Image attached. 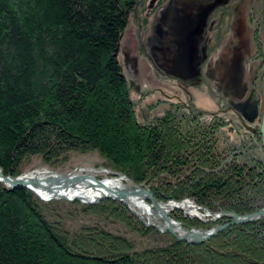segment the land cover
<instances>
[{"label": "trees", "instance_id": "obj_1", "mask_svg": "<svg viewBox=\"0 0 264 264\" xmlns=\"http://www.w3.org/2000/svg\"><path fill=\"white\" fill-rule=\"evenodd\" d=\"M138 0H0V172L18 178L38 161L62 168L96 154L157 202L243 216L264 208V151L236 150L205 126L150 117L131 100L118 57ZM264 73V72H263ZM120 203H45L0 183V264H264V219L183 245L140 224ZM185 229L209 230L181 213ZM101 223V225H100ZM118 225L151 246L138 250Z\"/></svg>", "mask_w": 264, "mask_h": 264}, {"label": "flooded vegetation", "instance_id": "obj_2", "mask_svg": "<svg viewBox=\"0 0 264 264\" xmlns=\"http://www.w3.org/2000/svg\"><path fill=\"white\" fill-rule=\"evenodd\" d=\"M136 14L139 40L130 37L116 55L122 56L121 65L117 61L129 94L138 88L139 96L147 95L137 84L144 67L140 59H146L158 79L157 107H167L157 110L176 126L204 125L219 144L228 133L240 152H262L264 88L258 94L253 89L262 74L251 59L264 57V0H138ZM195 89L202 94L196 99L215 103L213 109L196 108Z\"/></svg>", "mask_w": 264, "mask_h": 264}, {"label": "rangeland", "instance_id": "obj_3", "mask_svg": "<svg viewBox=\"0 0 264 264\" xmlns=\"http://www.w3.org/2000/svg\"><path fill=\"white\" fill-rule=\"evenodd\" d=\"M137 14L134 15L135 18H133V20H131V23L129 24V27L127 29V31L125 32V34L123 35L122 37V40H121V43L119 45V48L122 49L126 46V42L127 40L130 38V37H133V39H135V41H138L139 37L136 33V23L138 22V18L136 16ZM134 20H137L134 22ZM140 21H142V19L140 18ZM150 35H154V31H153V34L152 32L150 33ZM118 51V49L116 50ZM115 55H117V52H115ZM120 57V58H119ZM118 57V61L120 62V65H121V62L123 61L122 59V56L120 55ZM251 64H253L256 69H259L258 71V76L259 74L261 75V77L259 78V80L257 79V81L255 83H257V86L254 85L253 86V89L255 90V92L257 93H261V90H263L264 88V57L261 56V57H257L256 60L254 59H251ZM141 62H144V67L142 66L139 67V69L141 70L140 71V74H139V77L137 78V80L139 81L137 84H140L143 89L144 92H146V96H139L138 93L140 90H138V88H136L135 92L132 91V93L129 94L131 100L139 107H141L143 110L145 111H148L147 108L148 106H151V110L149 111V115L150 117L152 116V114H155L157 113V117H163L165 116V112L164 111H159L157 110L158 106L157 107V91H159V88H155L154 87V84L157 83V78H155V76L152 74V72H150L151 70V65L150 63L146 60V59H140ZM216 62V59L215 58H211L210 59V62ZM260 69H262V71H260ZM153 70V69H152ZM149 74H151V76L149 77L148 81L145 80V77H147ZM128 77V76H127ZM130 77V76H129ZM128 77V78H129ZM132 78V77H130ZM127 83V82H126ZM128 86V84H127ZM168 89L167 87H163V93L164 94H167L169 96H173V93H169L168 92ZM128 90L129 87H128ZM132 90V89H131ZM188 92L190 93V91L188 90ZM150 93H155L153 95H156V97L152 96V97H148L150 95ZM194 93L195 95L193 96L192 98V102L195 101V105H196V108H198L200 111H207L208 109H213L214 108V104L215 103H212V102H209V103H206L204 104V102L202 100H197L196 99V95H199L202 97V94H201V91L195 89L194 90ZM257 93V94H258ZM160 95V94H159ZM204 95V94H203ZM205 96V95H204ZM186 97V96H185ZM184 97V98H185ZM184 98H182L181 100L183 101ZM190 100V98H187ZM186 100V99H185ZM203 102V103H201ZM160 108H167L165 107L164 105H162ZM167 109H165L166 111ZM213 111V110H211ZM210 111V112H211ZM164 113V114H163ZM225 136L229 137L230 139H233L234 142H235V138H233V136H231L230 134L228 133H225L224 134V139H225ZM262 140V139H261ZM262 142V141H261ZM262 150L264 151V147L261 146ZM236 150H239V151H243L242 149H240L238 146L235 147ZM253 155H256V153H253ZM100 163V159L98 158V156H96V154H93V155H88V156H76V155H73L71 156V159L69 161V163H67L64 167L62 168H56V169H53V168H49V167H41L38 163V161H35L34 162V166L30 167L23 176H20V177H30V178H33L35 177L36 175H38V172L39 173H45L47 175V177H43L42 179H46V178H56V177H59V176H67L69 174H73V175H83V176H92L94 177L96 180L98 181H103L105 179H116V178H120V177H123L124 178V184L127 185V187H129L130 189H135L136 185H132L131 183H129V180L124 177V176H121V175H116V174H112V173H109V172H106L104 169L102 168H96V165ZM1 173V172H0ZM50 173H53V174H50ZM49 175V176H48ZM140 186V185H139ZM144 189V188H143ZM145 190V189H144ZM147 191V190H146ZM155 200V199H154ZM58 201H63V200H56L55 202H58ZM186 201V200H184ZM182 201V202H184ZM187 201H190V200H187ZM51 202H54V201H51ZM64 202H67V201H64ZM157 202V201H156ZM45 203H49V202H45ZM67 203H73V202H67ZM80 204H82L81 202H79ZM158 203V202H157ZM160 203V202H159ZM167 203H174V204H177V203H180V202H173V201H168V202H164L161 204H167ZM84 205V204H82ZM99 205V204H98ZM122 205V204H121ZM195 205V204H194ZM195 207L199 210V214H200V217H193V218H198L201 219V220H206L208 218V216L214 218L213 216L215 217H219L221 216V213L219 214H212L210 212H205L206 214H202L200 212V208H198L196 205ZM126 209V208H125ZM127 210V209H126ZM128 211V210H127ZM129 212V211H128ZM130 213V212H129ZM175 214V213H181L183 215H186V213H184V211H182L181 209L180 210H175V211H172L170 212L169 214V219L171 221H173L174 223L180 225L182 227L183 230L185 231H189L188 229H185L183 227V225H181L179 222L177 221H174L172 218H171V215L172 214ZM131 214V213H130ZM132 215V214H131ZM213 215V216H211ZM133 216V215H132ZM188 216V215H187ZM135 217V216H134ZM222 220V219H220ZM218 220V221H220ZM139 221V220H138ZM217 221V222H218ZM140 222V221H139ZM158 221L156 220H152V223L153 224H159L157 223ZM141 224V223H140ZM225 224V223H224ZM224 224H215V225H224ZM101 225V223H100ZM214 225V226H215ZM143 226V225H142ZM214 226H212L211 228H213ZM144 227V226H143ZM210 228V229H211ZM106 230H108L109 232L111 233H114V234H122L124 235L126 238L132 240L135 244H136V247L138 250H142L144 248H148L151 246V243L149 240H142V239H139L136 237V235L134 234H131V233H128L126 232L122 227L118 226V225H112V224H106V227H105ZM190 230H195V229H190ZM197 231H200V230H197ZM202 231H207V230H202ZM162 235V234H161ZM166 235V234H165ZM212 240V239H211ZM210 241V240H209ZM208 241V242H209ZM206 243V242H205ZM203 244V243H202Z\"/></svg>", "mask_w": 264, "mask_h": 264}, {"label": "bare ground", "instance_id": "obj_4", "mask_svg": "<svg viewBox=\"0 0 264 264\" xmlns=\"http://www.w3.org/2000/svg\"><path fill=\"white\" fill-rule=\"evenodd\" d=\"M37 177L42 179L43 177H47V175L45 173L38 172ZM10 179H15V178H10ZM27 179H30V178L27 176V177H24L22 180L27 181ZM123 181L124 179L122 177L116 178V179L108 178V179L103 180L102 183L106 187V189L117 191L121 194H124L125 192V198L128 204L130 205L129 207H131L137 214L142 215L144 219L146 220L148 219L151 222L152 220H155V221L157 220L158 221L157 223L160 222L158 224V227L163 226L167 228L171 226L176 235L180 237H186L187 233H185V231L182 229L180 225L174 223L170 219L168 223L165 220H163V218H165V216L169 218L168 216L170 212L175 211V210H180V209L184 211V213H186L185 216L188 215L187 217L189 218L200 217L199 210L195 207L192 201L186 200L184 202H180L177 204H174V203L161 204L159 202L151 203L147 201V198L145 195L135 192L134 189H130L129 187H127V185L124 184ZM86 182L88 183L89 181L87 180ZM87 183L85 182L74 183L73 186H67L66 189L60 190L55 185H47L39 181V185L42 188H37V187H30V188L33 191V194L41 201L43 200L44 201H48V200L67 201L68 200L67 202H81L82 204L89 205V206H97L101 202L98 203L97 205H91L89 203L97 202L98 200L102 199L103 196H111V194H109L105 189H102V188L94 189L88 186ZM43 189H46V190H43ZM226 214H231V213H226ZM211 219L213 218L210 216H208L206 220H201L198 218V220L203 223L205 222L206 223H216V222H207ZM222 219L227 220V218H222ZM194 231H197V230H194Z\"/></svg>", "mask_w": 264, "mask_h": 264}, {"label": "water", "instance_id": "obj_5", "mask_svg": "<svg viewBox=\"0 0 264 264\" xmlns=\"http://www.w3.org/2000/svg\"><path fill=\"white\" fill-rule=\"evenodd\" d=\"M244 128L247 129L246 126H244ZM259 135L262 138V146L264 147V116H263V122H262V126L260 128ZM50 174H53V173H50ZM23 178L24 177H18L15 179H10L8 177H4V175L2 173H0V183L4 184L7 188H9V189L25 188V189L31 191L32 193H33V191L31 190L30 187L42 188L39 185V181L43 182L47 185H55L60 190H63V189H66L67 186H73L74 183H79V182L87 183L86 181L88 180L89 182L87 183V185L90 186L91 188H94V189L95 188H102V189H105L109 194H111V196H103L102 199L98 200L97 202L89 203V204L97 205L98 203H100L102 201H112L115 203H120L123 206H125L126 209L133 216L137 217L138 220L140 221V223L145 228L153 229V230H155L161 234H169L172 237H174V239L177 242H179L183 245L202 244V243L208 242L209 240L215 238L219 233L223 232L224 230L228 229L231 226H241V225L256 223V222L260 221L261 219H264V208L260 209L256 213L247 214V215H243V216H238L234 213H231V214L222 213L221 216H219V217H215V216L211 215L214 218L207 221V222H217L218 220H220L222 218H227V221L224 225H215L213 228H211L207 231H202V230H200V231H194V230L185 231L184 230L185 233H187V236L186 237H180V236L175 234V232L173 231L171 226H169L167 228L163 227V226L158 227V224L157 225L153 224L148 219L147 220L144 219V217L142 215L137 214L131 207H129L130 205L128 204V202L125 198V192H124V194H121L117 191L106 189V187L103 185V183L101 181L96 180L92 176L69 174L67 176H59L56 178L41 179V178L37 177V175H36L33 178L29 177L30 179H27V181H23L22 180ZM43 190H46V189H43ZM134 190H135V192H137L139 194L145 195L147 198V201H149L151 203L156 202L154 200L153 196L151 195V193L144 190L141 186L136 185ZM49 201H53V200H48V201H44V202H49ZM163 220H165L168 223L170 221L169 218H167L166 216H165V218H163Z\"/></svg>", "mask_w": 264, "mask_h": 264}]
</instances>
